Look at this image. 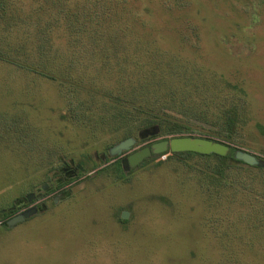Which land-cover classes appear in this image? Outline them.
Wrapping results in <instances>:
<instances>
[{"label":"rangeland","instance_id":"374dc122","mask_svg":"<svg viewBox=\"0 0 264 264\" xmlns=\"http://www.w3.org/2000/svg\"><path fill=\"white\" fill-rule=\"evenodd\" d=\"M127 2L161 29L176 19L198 26L197 36L191 30L165 32L161 43L165 48L183 44L190 54H198L205 74L243 87L244 125L239 144L231 146L264 162V0ZM18 73L0 67V77H15L7 85L14 94L0 96V110L28 109L39 126L38 136L50 137L58 156L53 166L29 173L28 156L15 160L0 149V207L50 191L65 178L62 167L76 171L81 160L86 167H99L69 181L54 203L47 198L43 212L9 230L0 228V264H264V218L261 237L254 239L246 224L232 229L230 237H221L223 223L216 229L207 224L206 195L195 176L196 160L186 165L162 156L160 164L156 160L128 169L123 159L163 138H141L143 131L133 137L128 152L105 164L104 157H112L110 139H92L61 118L64 102L57 84ZM117 159L123 160L127 180L117 179L111 168L98 173ZM241 200L229 199L230 210L223 200L216 212L227 216L241 206ZM124 211L126 222L120 220Z\"/></svg>","mask_w":264,"mask_h":264},{"label":"trees","instance_id":"16d2710c","mask_svg":"<svg viewBox=\"0 0 264 264\" xmlns=\"http://www.w3.org/2000/svg\"><path fill=\"white\" fill-rule=\"evenodd\" d=\"M174 21L156 27L127 0H0V67L57 84L64 102L61 118L92 139L107 137L110 147L155 127L159 132L150 139L197 134L229 145L227 155L168 151L152 154L138 166L160 164L162 156L186 165L196 160L207 224L216 229L223 223L221 237L246 224L250 238H259L264 167L235 160L237 148L231 146L239 144L246 92L239 84L205 74L198 54L183 44L163 47L165 32L198 35V26L189 20ZM14 80L12 74L0 77V96H13L14 88L7 85ZM38 127L26 108L0 110V149L15 160L28 156L29 173L53 166L58 156L55 142L38 136ZM117 157L107 155L104 163ZM98 167H86L81 160L77 175L65 183ZM110 168L117 179L127 180L119 159L98 173ZM237 198L242 199L237 213L216 212L223 200L230 210L227 202ZM17 202L0 207L1 229L9 230L8 220L24 207ZM37 209L31 217L45 210Z\"/></svg>","mask_w":264,"mask_h":264},{"label":"water","instance_id":"95a60500","mask_svg":"<svg viewBox=\"0 0 264 264\" xmlns=\"http://www.w3.org/2000/svg\"><path fill=\"white\" fill-rule=\"evenodd\" d=\"M159 129L157 127L152 128L150 130H146L143 133H140L141 138H145L147 136H153L158 134ZM135 139L128 138L125 139L115 146L109 149V153L112 157L120 156L123 152H128L131 147L134 145ZM168 151L172 152H185L191 151L202 154H211L216 153L219 155H227L230 151L229 145L209 138L201 137V136H190V135H182L175 136L172 138H165L158 142L151 144L150 146H146L139 151H136L129 156H127L124 160L125 166L130 169L138 166L143 162L144 159L148 158L152 154H162ZM235 160L242 161L251 166L262 167L264 166V162L261 161L255 154L245 151L242 149H237L234 153ZM122 160V161H123ZM44 189V187H43ZM49 190H46L48 192ZM69 193L67 192L66 195ZM29 201L32 200L31 196L27 197ZM37 208L30 209L23 213L17 214L8 220V225L12 227L15 224L22 223L32 215L37 212ZM39 210H42L40 208ZM122 219L128 218V212L124 211L121 214Z\"/></svg>","mask_w":264,"mask_h":264},{"label":"flooded vegetation","instance_id":"af4514ba","mask_svg":"<svg viewBox=\"0 0 264 264\" xmlns=\"http://www.w3.org/2000/svg\"><path fill=\"white\" fill-rule=\"evenodd\" d=\"M146 147V146H145ZM107 158L104 157V159L102 161H105ZM118 160V159H117ZM121 160V159H119ZM122 161V160H121ZM68 166V165H67ZM70 166L69 167H62L60 170V173L65 176V178H61L58 179V183L56 184V187H52V189L48 192H43L41 194H37L32 200L31 202H27V199L23 198L22 202H20V204H23V208L20 210V213H23L24 210H27L26 208L31 207L33 204L34 208H44L47 209L46 206V199L51 197L52 201L55 202V198L62 194L64 192V185H66V181L68 178L71 179L72 177H75L77 175V171H73L70 170ZM51 195V196H50ZM39 201V202H38ZM37 202V203H36ZM25 203V204H24Z\"/></svg>","mask_w":264,"mask_h":264}]
</instances>
